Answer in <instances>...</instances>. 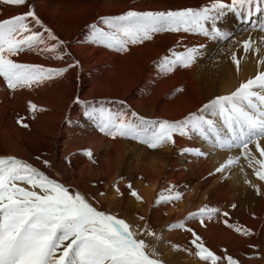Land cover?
<instances>
[{"label": "snow or ice", "instance_id": "snow-or-ice-1", "mask_svg": "<svg viewBox=\"0 0 264 264\" xmlns=\"http://www.w3.org/2000/svg\"><path fill=\"white\" fill-rule=\"evenodd\" d=\"M0 4L23 6L26 0H0ZM229 22L239 25V33H248V38L236 39L238 33L228 26ZM86 29L89 44L118 54H130L133 46L154 42L160 34H176V46L169 48L157 62L158 69L165 74L196 65L207 55L208 42L218 46L229 44L227 51L237 73L243 56L238 58L234 48H242L244 54H259L257 63L264 65V0H210L199 7L176 10L130 8L120 14L101 15L86 24ZM193 37L202 39L191 45L183 43ZM219 50L224 51L222 47ZM29 53L65 62V66L45 67L15 59ZM78 67L80 61L69 50L68 42L38 16L34 6L0 20V78L12 93L40 87ZM71 102L80 105L83 116L112 140H133L155 150L175 146L177 136L199 137L203 141L199 147H183L180 154L206 159L218 151L225 153L223 162L208 175L224 177L239 168L244 183L257 195L264 196V71L239 83L234 91L216 95L196 111L174 120L145 118L132 111L123 100H82L76 96ZM109 104H118L120 109L113 111L106 106ZM27 108L33 119L37 112L45 110L32 102ZM16 123L29 128L23 118H18ZM82 154L92 163L96 162L91 150L85 149ZM36 160L45 169L54 167L42 156H37ZM66 160L71 163L70 159ZM245 166L260 184L253 183ZM123 179L111 185L115 195L121 198L127 194L143 203L131 181L125 184L126 191H122L119 184ZM175 188L169 185L162 190L155 198V205L181 201L183 193L174 191ZM96 203L95 196L50 177L41 167L15 156H0V264H164L157 250L163 240L162 233L155 231L144 216L120 217L98 208ZM221 216L228 217L229 213L204 205L168 224L167 230L190 234L194 251H188L202 264H243L226 250L221 254L210 250L187 223L198 220L206 227V221ZM224 223L241 236L253 235L250 229L230 224L227 219ZM178 247L173 245V248ZM248 247L257 246L249 244Z\"/></svg>", "mask_w": 264, "mask_h": 264}, {"label": "bare ground", "instance_id": "bare-ground-1", "mask_svg": "<svg viewBox=\"0 0 264 264\" xmlns=\"http://www.w3.org/2000/svg\"><path fill=\"white\" fill-rule=\"evenodd\" d=\"M209 2L26 0L23 6L0 4V20L34 6L38 16L68 42L69 50L80 61V67L69 69L63 77L16 93L8 90L0 78V156H15L41 167L50 177L95 196L98 208L120 217L144 216L155 231L162 233L163 240L157 250L163 256L161 260L164 264H202L198 257L188 251L192 249L190 234L182 230L168 231L167 225L204 205L229 213L228 217L206 221V227L201 226L198 220L187 222L210 250L216 254L226 250L243 264H264V196L257 195L244 183V175L239 168H234L224 177L220 174L208 175L223 162L225 153L218 151L206 159L180 154L183 147H199L203 143L199 137L189 139L177 136L175 146L155 150L133 140H112L96 130L83 116L80 105L71 102L76 96L82 100H123L132 111L145 118L174 120L196 111L216 95L234 91L239 83L252 78L258 71H264V65L257 63L259 54H244L242 48H238V58L243 56L239 73L235 65L227 61L221 62L217 75H209L207 71L212 62L206 63V55L190 69L165 74L158 69L157 62L169 48L176 46L174 33L160 34L154 42L133 46L130 54H118L86 41V24L94 22L101 15L120 14L130 8L176 10L199 7ZM228 26L237 31L239 39L248 38V33H239V25L229 22ZM199 39L202 38L193 37L183 43L191 45ZM208 44L209 54L218 47L215 42ZM15 59L45 67L65 66V62L46 59L34 53ZM181 88L183 91H178ZM29 102L45 109L37 112L35 119L28 111ZM106 106L113 111L120 109L118 104ZM18 118H23L29 128L18 125ZM85 149L92 151L95 163L82 154ZM37 156L47 158L54 167L43 168L41 162L36 160ZM66 158L71 160L70 164ZM245 171L253 183L260 184L246 166ZM121 177L124 178L119 184L122 191H126L125 184L131 181L143 203L135 204L134 198L127 194L121 198L115 195L111 185ZM169 185H175L174 191L183 193L182 200L155 205L156 196ZM100 192L105 195H99ZM232 204L236 207L232 208ZM225 219L230 224L250 229L253 235H239L225 225ZM249 244L257 247L249 248ZM173 245L179 247L176 249Z\"/></svg>", "mask_w": 264, "mask_h": 264}, {"label": "rangeland", "instance_id": "rangeland-1", "mask_svg": "<svg viewBox=\"0 0 264 264\" xmlns=\"http://www.w3.org/2000/svg\"><path fill=\"white\" fill-rule=\"evenodd\" d=\"M239 36L240 35L238 34L236 36V39H239L240 38ZM239 40H241V39H239ZM220 47H222L224 49V51H220L219 50ZM228 47H229V44L224 43L222 46H218L215 51L211 52L210 54L209 53L207 54L208 56L206 57V60H207L206 63L212 62L208 68V71H207V73L209 75H213V74L217 75L219 72L218 68H219L221 62L223 63V62H227V61L229 62L230 61V53H228V51H227ZM234 50H237V48H234ZM133 200L135 201V199H133ZM137 203L138 202L135 201V204H137ZM159 256H160V259L163 258L162 255H159ZM165 264H168V262L167 263L165 262Z\"/></svg>", "mask_w": 264, "mask_h": 264}]
</instances>
